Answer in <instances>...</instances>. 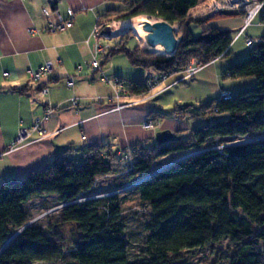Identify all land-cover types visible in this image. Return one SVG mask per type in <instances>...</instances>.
<instances>
[{
  "label": "trees",
  "instance_id": "1",
  "mask_svg": "<svg viewBox=\"0 0 264 264\" xmlns=\"http://www.w3.org/2000/svg\"><path fill=\"white\" fill-rule=\"evenodd\" d=\"M121 2L122 9L102 17L100 26L106 19L147 16L179 25L180 42L174 55L158 56L143 54L136 43L130 48L134 40L120 37L104 56L102 71L109 59L121 55L134 68L170 74V79L179 76L192 59L204 66L226 60L231 56V33L206 28L195 38L191 26L205 27L218 16L243 17L232 10L206 20H189L190 11L201 0ZM224 77L254 79L255 87L212 100L197 110L192 105L176 106L173 112L179 119L208 123L176 132L179 140L175 142L152 150L137 147L129 154L131 163L119 160L108 146H93L88 149L90 155L79 162L58 157L22 180L5 182L0 187V264H183L184 253L213 249L225 242L233 246L229 264H264V140L223 151L204 150L213 139L264 133V36L248 58L233 63ZM126 84L135 87L133 97L150 95L144 82ZM153 117L157 121L163 115ZM185 134H189L186 139ZM181 154V160L154 170L160 159ZM114 173H121L114 179L116 186L136 185L128 192L149 209L142 261L131 260L132 243L122 216L126 198L114 194L75 203L100 179ZM44 197L66 205L59 213V223L52 230L25 228L30 215L24 205ZM60 227L70 228V240Z\"/></svg>",
  "mask_w": 264,
  "mask_h": 264
},
{
  "label": "crops",
  "instance_id": "2",
  "mask_svg": "<svg viewBox=\"0 0 264 264\" xmlns=\"http://www.w3.org/2000/svg\"><path fill=\"white\" fill-rule=\"evenodd\" d=\"M45 9L57 11L65 18L69 11H73L74 27L62 33H47V21L43 15ZM121 9V0H0V185L10 180H22L29 172L43 169L58 157L66 156L79 162L90 155L89 147L108 146L121 160L137 147H157L156 135L159 132L171 131L175 134L190 128L184 127L187 121L179 119L173 109L184 105L198 109L212 101L204 103L211 97H217L213 100L221 98L222 92L233 94L231 89L223 90V83L227 80L224 74L233 63L249 55L236 56L235 44L243 40L246 46L249 30L264 27L262 14L242 34V16H218L208 21L205 27L191 26L194 37V28L197 27L201 34L206 28H216L231 33L233 39L230 58L211 63L186 83L206 85V100L199 105L184 100V91L180 86L165 91L179 76L173 77L146 98L117 100L113 87L103 82L99 75H94L89 65L95 45L102 44L106 35L105 24H101L103 28L95 34L99 20ZM223 11L230 13L232 10L216 0H201L190 11L188 18L206 20ZM31 29L38 33L31 35ZM262 38L255 40L259 43ZM118 57L109 59L103 71L105 77L124 83L122 70L114 66ZM103 59L104 56L100 59L101 63ZM46 64H52L53 71L44 75L39 83L33 82L29 73L39 71ZM125 66L127 70H132L127 67L129 65ZM135 69L125 83L145 82L155 74L153 70ZM71 78L75 79V85L69 89L67 81ZM242 81L235 80L233 84H241ZM240 87L237 85L234 88ZM42 88L48 89L46 96L40 95ZM74 100L77 106L73 105ZM117 105L125 107L115 111ZM48 109L53 111L47 119ZM156 114L163 115L162 119H157L159 125L154 130L144 129V123ZM37 122L45 137L41 139L33 133L10 152L19 133L33 128Z\"/></svg>",
  "mask_w": 264,
  "mask_h": 264
},
{
  "label": "rangeland",
  "instance_id": "3",
  "mask_svg": "<svg viewBox=\"0 0 264 264\" xmlns=\"http://www.w3.org/2000/svg\"><path fill=\"white\" fill-rule=\"evenodd\" d=\"M157 20L160 21V19H157ZM114 22H121L120 17L106 19L103 24H105L104 27H107V26L111 27V25ZM174 27L177 30V37L178 39H180L179 26L174 25ZM197 30H198L197 27H195L194 28L195 38H198L199 36H201V33H199L200 30L199 31ZM248 35L249 37H252L253 39L262 38L264 36V27L262 28L253 27L249 30ZM123 36H126L127 38H132L134 40V41H131V43H129L130 48H133L136 43L139 49L142 51V53L147 54L141 48L140 41L137 35L132 30H128L124 34L117 37L116 40L111 39L112 37L109 36L110 37L109 39L102 40V44H104V46L114 47L118 43L119 38ZM249 52L250 50L245 46V43L243 40H240L238 43L235 44V55L236 56L241 57L243 54H246V53L249 54ZM164 56H168V55H164ZM101 58L102 57H100V59ZM246 58H248V55L247 57H244V59H242L241 61L245 60ZM100 59L99 61L101 62ZM225 62L226 61H224V63ZM114 63H116L114 64V66L117 69L122 70L121 72L123 74V79L125 80L124 81L125 83L128 80V78H131V76L133 75L132 70H134L135 68L131 66V64L128 62L125 56L118 57ZM125 65H129L127 67H130L129 69H132V70H127L125 68L126 67ZM135 71H137V69H135ZM106 78L109 79L110 77L106 76ZM109 80H112V78H110ZM249 82L253 84L251 85ZM225 83H223L224 84L223 90L231 89L233 90L232 91L233 95L245 92L255 87L254 79L243 80L242 83L239 82L241 84H233L235 82L227 79ZM231 85L233 86V88H230L232 87ZM237 85L242 86V87H240V89H235L234 87H237ZM205 86L199 85L198 83H195V82H191L190 84L180 86L181 89L184 91L183 93L185 97L184 100H188V102L190 101L191 103H193V105H199L200 102L206 100V98H204V91L206 89ZM211 98L212 99L204 101V103L210 100H213L214 98H217V97H211ZM207 123L208 121H196V122L187 121V124L184 125V127H190L192 129V128H195L197 126H201ZM188 135L189 134H185L183 138L186 139ZM261 136L264 139V133L261 134ZM242 141H243V138L213 139L207 143L204 150L230 149L235 144L241 145ZM146 149L152 150L151 148H146ZM183 157H184V154L172 155L167 158L160 159L159 161L155 163L154 170H157L160 167L165 168L168 165L178 161V159L181 160V158ZM120 174L114 173L103 179H100L97 182L96 186L89 193L82 195L79 199H81V203H84L85 201L89 199L104 198V197L111 196L112 194L120 195L121 197L126 198L127 200L123 205L122 216L124 217V221L127 224L128 237H129L130 242L132 243L131 250H130L131 260L132 261H142L145 259L144 242H145L146 233L144 231V227H145V222L149 216V209L140 204L135 194H132V193L130 194V192L128 191H123L126 188L125 186L122 187L121 189L116 186L115 184L116 182L114 181V179L116 176H120ZM3 184L4 183H2L0 186H2ZM62 207L63 205L62 206L59 205V203L56 202L54 197H44L42 199H34L30 201L29 203L24 205L25 210L30 215V221L28 225L40 227V228L47 229V230L54 229L59 223L58 218H59L60 211L63 209ZM60 231L65 237H67L68 240L71 239L70 228L63 229L62 227H60ZM20 232L21 231L16 233L14 235V238L17 237ZM232 248L233 246H231L229 242H225L221 246L213 248V249H204V250L187 252L183 254L182 262L183 264H229L228 258L232 251ZM61 264H67V262L63 261Z\"/></svg>",
  "mask_w": 264,
  "mask_h": 264
},
{
  "label": "built area",
  "instance_id": "4",
  "mask_svg": "<svg viewBox=\"0 0 264 264\" xmlns=\"http://www.w3.org/2000/svg\"><path fill=\"white\" fill-rule=\"evenodd\" d=\"M217 2L223 4L226 8L231 10H237L241 13H243V21L244 26L241 30V34L245 32V30L249 27H251L256 20V18L262 14L264 17V0H216ZM43 15L47 21V28L46 32L50 34H57L62 33L71 30L74 27L75 24V13L73 11L68 12V16L65 18L57 11H50V10H43ZM103 27L98 25L95 29V34L98 33ZM31 35H35L38 32L35 29H31L29 31ZM105 39H109L110 37L107 35L103 36ZM258 42L250 37L246 38V47L249 50H252L256 47ZM111 49V46H104L103 44L97 43L94 48L93 52V60L89 65V69L93 72L94 75H98L102 78L103 82L111 85L115 91V98L117 100H120L122 98H134L131 95V91L134 90L133 85H127L126 83H122L119 80H109L104 76V73L101 68V62L99 61L100 57L105 56L108 51ZM206 66L204 64L196 59H192L189 61L187 66L184 68V70L180 73L179 78L177 81L175 80L166 90H169L170 88L176 87L179 85V83H186L191 80H193L199 73H201ZM53 71L52 64H46L42 68L39 69L37 72H30V78L33 82L39 83L44 75L49 74ZM6 77L8 74L5 75ZM170 80V74H161V73H155L153 76H151L149 79H147L144 82L145 87L149 91V93L157 90L161 86H163L165 83H167ZM75 85V79L71 78L67 81V87L69 89H72ZM48 94L47 88H42L40 91L41 96H46ZM230 96V93L222 92L221 97L228 98ZM148 97V95H145L144 97H140L139 99H143ZM73 105L77 106L78 103L76 100L73 101ZM125 106L123 105H117L114 109L115 111H120ZM52 109H48L46 113V118L50 116L52 113ZM217 112V111H216ZM159 123L155 120L149 119L146 123H144L143 128L146 130H154ZM33 133H37L38 136L43 139L45 137V133L40 125L39 122H37L33 128L29 130H22L19 133V138L17 141L10 147V152L15 151L25 140H27ZM264 140L263 137L260 135L253 136V137H244L242 144L233 145L232 148L235 147H242L249 145L251 143H254L256 141ZM218 151H223L225 149H214ZM122 161L125 163H131L132 158L129 156H125L122 158ZM136 185H133L131 187H128L124 189L123 191H129L133 189ZM114 195V194H112ZM93 200V199H89ZM87 200V201H89ZM85 201V202H87ZM75 203L81 204V199H78ZM66 205H63L62 208H64Z\"/></svg>",
  "mask_w": 264,
  "mask_h": 264
},
{
  "label": "water",
  "instance_id": "5",
  "mask_svg": "<svg viewBox=\"0 0 264 264\" xmlns=\"http://www.w3.org/2000/svg\"><path fill=\"white\" fill-rule=\"evenodd\" d=\"M143 31L147 33L146 42L150 48L155 49L158 46H162L168 56H172L176 53L180 40L177 37V30L173 25L162 20L154 24L146 22L143 24ZM105 33L107 36L112 35V29L110 26L105 28ZM156 139L158 146L179 140V138L171 131L159 132L156 135ZM154 174L151 176H154ZM29 226L30 225H27L25 228H28ZM13 239L14 237L10 240V242Z\"/></svg>",
  "mask_w": 264,
  "mask_h": 264
},
{
  "label": "bare ground",
  "instance_id": "6",
  "mask_svg": "<svg viewBox=\"0 0 264 264\" xmlns=\"http://www.w3.org/2000/svg\"><path fill=\"white\" fill-rule=\"evenodd\" d=\"M159 20L157 18H150L146 16H139L131 20L127 21H121V22H114L111 25L112 29V35L111 37H119L120 35L124 34L128 30H132L138 37L140 41L141 48L144 50L145 53L147 54H154L158 56H164L167 55L164 51V48L162 46H158L155 49H152L148 46L146 42V36L147 33L143 31V24L146 22L149 23H156Z\"/></svg>",
  "mask_w": 264,
  "mask_h": 264
}]
</instances>
